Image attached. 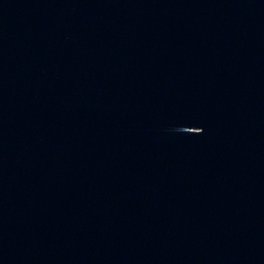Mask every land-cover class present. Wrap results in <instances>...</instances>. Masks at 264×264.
Returning <instances> with one entry per match:
<instances>
[{
    "label": "water",
    "instance_id": "1",
    "mask_svg": "<svg viewBox=\"0 0 264 264\" xmlns=\"http://www.w3.org/2000/svg\"><path fill=\"white\" fill-rule=\"evenodd\" d=\"M0 264H264V0H0Z\"/></svg>",
    "mask_w": 264,
    "mask_h": 264
}]
</instances>
